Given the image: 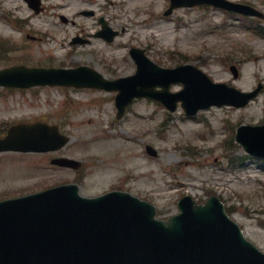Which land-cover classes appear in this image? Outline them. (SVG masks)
<instances>
[{"label":"rangeland","instance_id":"rangeland-1","mask_svg":"<svg viewBox=\"0 0 264 264\" xmlns=\"http://www.w3.org/2000/svg\"><path fill=\"white\" fill-rule=\"evenodd\" d=\"M230 1L264 15V0ZM6 2L0 0V67L87 65L114 79L135 71L129 49L136 46L166 68L191 63L214 82L241 91L259 83L262 87L243 107L211 106L194 116H186L179 105L170 112L155 100L139 98L121 118L115 116L114 91L0 87L1 135L14 123L42 120L57 124L70 137L57 151L0 152V199L76 183L84 196L129 192L152 203L157 217L167 218L178 211L181 196L203 202L214 194L246 238L264 251V160L247 155L234 140L238 125L264 123V60L257 57L264 36L247 26L264 32V17L209 5L178 7L164 15L169 0H142L132 6L125 0H40L38 12L25 0H14L9 7ZM51 2L65 6L51 7ZM24 8L32 16H20ZM84 10L94 13L84 15ZM100 17L119 32L112 42L94 36ZM73 19L77 25L70 23ZM31 20L42 26L32 27ZM57 31L65 36L62 48L52 36ZM74 37L89 41L73 44ZM181 87L172 83L169 89ZM146 144L156 150L155 156L146 153ZM59 156L80 161V168L50 163ZM118 156L121 162L111 169Z\"/></svg>","mask_w":264,"mask_h":264},{"label":"water","instance_id":"water-1","mask_svg":"<svg viewBox=\"0 0 264 264\" xmlns=\"http://www.w3.org/2000/svg\"><path fill=\"white\" fill-rule=\"evenodd\" d=\"M29 1L39 9L38 0ZM200 3L259 14L251 7L227 0H171L166 13L176 6ZM100 21L102 30L97 35L111 41L117 32ZM130 53L136 62V72L115 80H107L87 66L16 65L0 69V85L59 84L118 90L117 117H121L134 97L159 100L171 111L180 101L185 112L193 115L211 105L242 106L259 89L240 92L224 83L212 82L191 64L163 68L153 63L143 49L132 48ZM232 69L236 76L235 68ZM173 82H181L183 88L171 92L169 86ZM67 140L55 125L17 124L0 138V151L55 150ZM236 140L246 152L264 158V124L240 126ZM147 151L155 154L150 146ZM51 162L73 168L80 165L63 157ZM178 207L179 213L166 220L156 219L153 205L127 192L110 191L85 197L79 194L77 184L3 199L0 200V264H264V252L244 237L216 196L198 204L185 195L178 201Z\"/></svg>","mask_w":264,"mask_h":264},{"label":"bare ground","instance_id":"bare-ground-1","mask_svg":"<svg viewBox=\"0 0 264 264\" xmlns=\"http://www.w3.org/2000/svg\"><path fill=\"white\" fill-rule=\"evenodd\" d=\"M142 0H125V3H127L128 4V6H132V5H134V4H138V3H140ZM5 4V6L6 7H9V5L10 4H12V5H15L14 4V0H7V2L6 3H4ZM50 6L51 7H55V6H65V4H63V3H55V2H51L50 3ZM9 9V8H8ZM62 10H65V9H62ZM19 14H20V16H22V17H26V16H32V14L30 13V11L29 10H27L26 8H24V9H22L20 12H19ZM31 23L33 24V26L32 27H34V26H36L37 28H39V27H41L42 26V23H40V22H37V23H35V22H33L32 20H31ZM72 25H77L76 24V21L73 19L71 22H70ZM4 25H5V23H3ZM37 24V25H36ZM70 27V26H69ZM68 27V28H69ZM46 29H48V27L46 28ZM85 30V29H84ZM123 31H125V29L123 28ZM52 36H53V38L55 39V41L57 42V44L59 45V46H61V48L64 46V40H65V36H61L59 33H58V31L57 32H54L53 34H52ZM55 52H58V50H56ZM258 53H257V57L258 58H260V59H263L264 60V47H260V49L257 51ZM57 54V53H56ZM109 144H112V142H109ZM121 160H122V158L120 157V156H118V157H116L115 159H114V163L112 162L111 163V169H116L117 167H118V165H116V164H118L119 162H121ZM116 165V166H115Z\"/></svg>","mask_w":264,"mask_h":264}]
</instances>
